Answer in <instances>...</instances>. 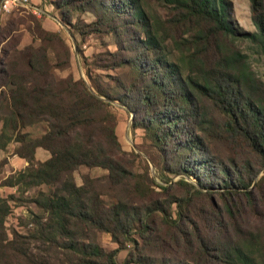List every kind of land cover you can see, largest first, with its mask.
I'll return each mask as SVG.
<instances>
[{"label": "trees", "instance_id": "16d2710c", "mask_svg": "<svg viewBox=\"0 0 264 264\" xmlns=\"http://www.w3.org/2000/svg\"><path fill=\"white\" fill-rule=\"evenodd\" d=\"M163 1L164 16L145 0L53 1L61 21L79 35H113L116 48L92 61L115 70L106 83L90 67L89 85L82 77L59 76L54 68L64 65L42 45H26L22 66L11 58L0 63V149L15 139V152L28 162L3 184L52 185L31 199L39 210L30 211L33 226L26 233L8 234L10 204L0 196V264H119L116 249L84 240L88 229L108 232L120 244L137 234L142 245L125 264H264V229L243 227L238 219L246 208L264 216V172L254 181L264 166V79L238 42L253 41L264 56V0H249L255 31L233 24L227 0ZM74 9L94 19L72 21ZM37 29L42 38L53 35L39 22ZM64 53L67 64V46ZM103 97L133 112L131 125L143 129L170 171L193 181V194H206V209L194 208L188 194L135 203L157 192L127 164ZM36 121L45 129L28 138L23 128ZM37 146L49 156L36 159ZM82 165L107 169L126 197L106 203L88 174L78 184L73 171ZM157 211L167 227L159 235L151 229V237ZM158 245L167 256L150 253Z\"/></svg>", "mask_w": 264, "mask_h": 264}, {"label": "rangeland", "instance_id": "374dc122", "mask_svg": "<svg viewBox=\"0 0 264 264\" xmlns=\"http://www.w3.org/2000/svg\"><path fill=\"white\" fill-rule=\"evenodd\" d=\"M54 0H0V63L11 58L16 66H22L23 50H27L26 45L44 46L47 49L48 56L52 61H57L61 67H55L54 70L59 76L72 74L74 77H82L86 83L90 84V79L87 76L86 69L90 67L93 75H99L101 82L106 83L109 79L108 75L115 73V70L110 67L100 66L92 61L95 59V54L105 51L114 50L116 48L114 37L110 33H90L79 35L66 23L60 19L58 9L54 5ZM148 9L157 11L164 16L167 13L165 2L163 0H145ZM229 18L233 24L243 30L255 31L256 27L251 19L250 2L249 0H227ZM7 8H4V4ZM71 19L75 21L78 17L84 20L94 19V14L88 10L74 9L71 11ZM37 21V22H36ZM53 32L45 38L38 34L37 23ZM74 33H73V32ZM55 33V34H54ZM63 41V42H62ZM240 47L248 54L252 63L253 69L264 79V56L260 53L258 45L249 39H239ZM70 51L69 63L65 62V47ZM29 50V49H28ZM102 62V61H99ZM109 101V108L115 114L116 118V134L128 154L125 156L127 164L132 165V168L137 173H142L144 181L154 187L156 195L147 197H135V203L140 201L142 205L149 203L151 200L162 199L170 195H191L190 201L198 204L199 210L202 207L207 208L208 197L205 195H195L192 193L193 181L186 175L174 173L163 164L162 157L158 149L148 138L145 137L141 127H133L131 125L133 112L127 111V107L115 99L103 97ZM1 127V122H0ZM45 129L44 121H36L27 125L23 130L27 133L28 138L40 135ZM19 142L11 139L5 148L0 149V196L6 197L10 204V212L5 218V227L9 235L13 231L26 233L33 226L30 221V211L35 209L31 203L39 190L49 192L52 189L51 184L41 183L38 185H8L3 184L4 179L9 175L16 173L28 163L27 160L15 152V147ZM49 151L42 147L35 148V158L43 160L49 156ZM264 172V166L261 167L254 181ZM108 170L99 166L82 165L73 171L74 179L79 184L83 181V174L89 175V182L92 187L101 192V197L106 203H109L115 196L119 195L118 188L110 183L107 177ZM179 182V183H178ZM158 184L167 186L166 189H161ZM194 185V184H193ZM264 191V190H263ZM208 195V194H207ZM213 195V200H216L217 193ZM126 197V196H123ZM264 209V203L261 204ZM38 211L39 209H35ZM154 215L153 221L150 222L149 234L151 237V229L159 231L167 226L160 219L159 213ZM193 215V214H192ZM170 217V218H169ZM168 219L175 217V212H172ZM23 218V220H21ZM194 220L198 217L193 215ZM238 219L242 222L241 225L251 227H261L264 229V216L256 215L246 208L245 212L239 214ZM184 223V222H182ZM189 224V222H185ZM135 228L139 227V221H134ZM84 240L87 241L95 238L106 250L116 249V259L119 264H125L127 258L130 257V252L133 251L139 243L142 245V239L133 234L134 238H128L125 243L120 244L108 233L103 230L88 229ZM134 239L136 241H134ZM154 240V239H153ZM52 250V249H51ZM154 256L168 255L163 251L161 246H156L149 250ZM56 263L60 264L56 259ZM130 264H137L130 260Z\"/></svg>", "mask_w": 264, "mask_h": 264}, {"label": "built area", "instance_id": "2783aa9c", "mask_svg": "<svg viewBox=\"0 0 264 264\" xmlns=\"http://www.w3.org/2000/svg\"><path fill=\"white\" fill-rule=\"evenodd\" d=\"M16 0H12V2H15ZM4 8H7V4L5 5V7Z\"/></svg>", "mask_w": 264, "mask_h": 264}, {"label": "bare ground", "instance_id": "6f19581e", "mask_svg": "<svg viewBox=\"0 0 264 264\" xmlns=\"http://www.w3.org/2000/svg\"><path fill=\"white\" fill-rule=\"evenodd\" d=\"M7 1H9V0H6V2H7ZM11 1H12V0H11ZM18 1H20V0H18ZM22 1H23V0H22ZM5 5H6V3L4 4V7H5Z\"/></svg>", "mask_w": 264, "mask_h": 264}]
</instances>
